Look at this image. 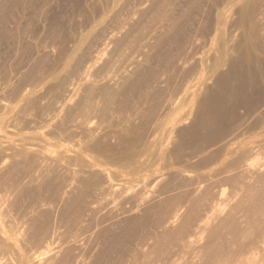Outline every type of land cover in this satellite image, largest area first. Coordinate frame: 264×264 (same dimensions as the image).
<instances>
[{"label": "rangeland", "instance_id": "rangeland-1", "mask_svg": "<svg viewBox=\"0 0 264 264\" xmlns=\"http://www.w3.org/2000/svg\"><path fill=\"white\" fill-rule=\"evenodd\" d=\"M0 264H264V0H0Z\"/></svg>", "mask_w": 264, "mask_h": 264}]
</instances>
